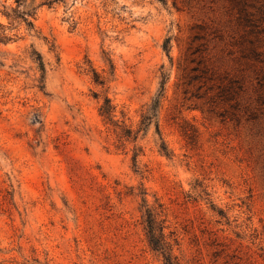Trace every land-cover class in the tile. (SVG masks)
<instances>
[{
    "label": "rangeland",
    "instance_id": "rangeland-1",
    "mask_svg": "<svg viewBox=\"0 0 264 264\" xmlns=\"http://www.w3.org/2000/svg\"><path fill=\"white\" fill-rule=\"evenodd\" d=\"M40 2L25 1L28 28L4 14L14 0H0L11 36L0 40V264H163L146 240V207L177 264H264V104L228 1ZM196 46L213 80L183 84ZM225 74L238 83L232 97L217 88ZM162 75L159 133L151 124L118 146L98 114L103 98L135 130Z\"/></svg>",
    "mask_w": 264,
    "mask_h": 264
},
{
    "label": "trees",
    "instance_id": "trees-1",
    "mask_svg": "<svg viewBox=\"0 0 264 264\" xmlns=\"http://www.w3.org/2000/svg\"><path fill=\"white\" fill-rule=\"evenodd\" d=\"M25 1L26 0H14L15 7L10 10V13L5 12L4 14L8 19L24 23L28 28H32V23L28 21L27 17L34 15L35 8L29 9L28 7L26 9L24 7ZM74 1L76 0H73V2ZM227 1L229 5L228 11L229 13L233 14L237 27H240L241 29L240 39H242L243 42L238 46L239 59L247 63V65H251L253 67L252 72L254 74L255 89L258 92V100L261 104H264V0ZM58 3H63L66 5L65 0H41L38 7L45 6L47 8H52L53 5ZM21 6L25 8L23 11H19ZM67 10L68 8L65 9L66 12ZM0 30L2 31L0 40L10 41L11 36L9 37L3 35L5 30H2L1 25ZM197 37L198 36H194V39ZM168 42L169 40L167 38L162 45L163 50L167 54L169 52ZM201 51L202 50L198 46L188 49L189 54L186 59L193 65H191L188 72H186V69H184V75L182 77L183 84H190L193 82L201 83L206 80H213L214 72L203 60ZM195 54H198V57H194ZM35 55L37 56V69L40 73L39 83L41 86H39V88L42 89V81L44 80L45 76V66L41 57L36 53ZM103 60L108 68V73L112 74L113 64L111 59L105 53ZM86 71L87 74H90L91 81L95 86L100 88L105 86V78L98 74L90 65H87ZM225 75L226 76L223 78H226L225 82H227V84H219L217 88L219 89L218 91L221 95H229L232 97L233 94L230 89L233 84L238 83L237 80H233L230 74ZM166 80V75H162L159 89L156 95L151 99L150 103L142 110L139 124L135 130L126 126L123 119L119 121L116 120L115 106L112 105L108 98H103V102L98 109V114L104 121V124L108 125L115 134L118 146H122L126 142L135 143L140 132H143L144 135L151 124H154L156 132L159 133L156 119L164 96ZM123 117L124 115L121 113V118ZM132 151V161L135 164L138 152H140V148H137L133 145ZM159 152L166 157L169 155L168 149L162 141ZM143 217L144 231L150 249L161 256L163 264H177L175 257L172 255L173 244L168 241V238L164 234V222L160 219L159 213L155 212L151 208L146 207L144 214L142 215V218Z\"/></svg>",
    "mask_w": 264,
    "mask_h": 264
}]
</instances>
